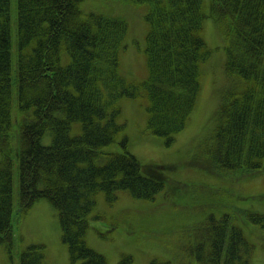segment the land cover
Here are the masks:
<instances>
[{
    "label": "trees",
    "instance_id": "trees-1",
    "mask_svg": "<svg viewBox=\"0 0 264 264\" xmlns=\"http://www.w3.org/2000/svg\"><path fill=\"white\" fill-rule=\"evenodd\" d=\"M12 1L0 0V245L11 258L17 170L20 216L50 201L62 214L71 260L108 264L86 240L94 195L128 190L154 201L175 168L143 164L131 153L122 101L146 93L147 129L174 144L197 104L200 64L212 54L203 37L207 19L226 39V71L245 85L227 94L192 163L205 161L224 178L264 169V0H131L148 6V76L138 82L125 80L119 65L120 53L137 44L127 39L125 18L85 13L83 0H15L13 22ZM75 123L82 125L77 135ZM49 134L50 143H43ZM246 216L264 227V214ZM253 247L228 213L183 227L169 244L185 264H251ZM20 264H47L44 247L25 249ZM120 264L132 263L124 256Z\"/></svg>",
    "mask_w": 264,
    "mask_h": 264
},
{
    "label": "rangeland",
    "instance_id": "rangeland-1",
    "mask_svg": "<svg viewBox=\"0 0 264 264\" xmlns=\"http://www.w3.org/2000/svg\"><path fill=\"white\" fill-rule=\"evenodd\" d=\"M80 7L85 13H103L128 21L127 39L137 44L120 53L119 65L125 80H144L148 76L145 49L149 24L144 18L148 6L131 0H84ZM11 13L14 22L15 0ZM204 29L203 37L212 54L200 64L201 91L197 104L189 124L177 134L174 144L166 145L163 137L147 129L146 108L151 101L146 93L138 99L122 101L120 123L126 124L131 153L143 164L175 168L154 201L137 199L128 190L110 194L99 191L94 195L86 216V240L90 248L107 258L108 264H120L124 256H128L132 264H150L152 259L185 264L183 256L171 253L169 244L179 238L183 227L200 222L211 213L219 218L223 213L230 214L231 225L242 228L254 245L251 264H264V227L251 223L246 216L247 212L264 214V169L242 178H224L211 173L205 161L200 162L201 165L192 163L194 158H199L197 152L202 150V144L216 127L217 115L227 94L241 91L245 85L237 75L226 71V39L217 23L207 19ZM15 34L14 29L12 36ZM238 85L241 88H237ZM81 132L82 125L75 123L72 134ZM50 136L47 135L43 143L49 144ZM119 143L116 142V147ZM17 146L14 143V147ZM19 191L18 171L15 170L14 252L11 258L6 246L0 245V264H20L21 253L34 244L44 247L47 264H81V261L71 260L69 247L63 242L62 214L58 209L50 201L41 200L21 217Z\"/></svg>",
    "mask_w": 264,
    "mask_h": 264
},
{
    "label": "bare ground",
    "instance_id": "bare-ground-1",
    "mask_svg": "<svg viewBox=\"0 0 264 264\" xmlns=\"http://www.w3.org/2000/svg\"><path fill=\"white\" fill-rule=\"evenodd\" d=\"M84 1V0H83ZM82 1V2H83ZM113 9V8H112ZM110 12H113L112 10H110ZM65 62H68V60H66V59H63ZM233 178H237V177H233Z\"/></svg>",
    "mask_w": 264,
    "mask_h": 264
}]
</instances>
